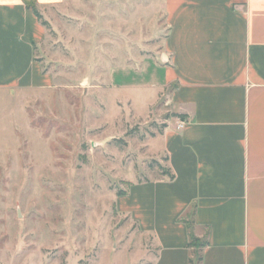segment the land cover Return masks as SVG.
Segmentation results:
<instances>
[{"label":"rangeland","instance_id":"rangeland-1","mask_svg":"<svg viewBox=\"0 0 264 264\" xmlns=\"http://www.w3.org/2000/svg\"><path fill=\"white\" fill-rule=\"evenodd\" d=\"M42 21L36 57L55 86L0 90V264H153V239L116 199L167 174L158 137L172 115L155 90H111L107 75L161 61L164 11L158 0H66Z\"/></svg>","mask_w":264,"mask_h":264},{"label":"crops","instance_id":"crops-1","mask_svg":"<svg viewBox=\"0 0 264 264\" xmlns=\"http://www.w3.org/2000/svg\"><path fill=\"white\" fill-rule=\"evenodd\" d=\"M65 1L35 0L46 19ZM158 2L161 61L112 65L107 81L164 101L172 116L157 150L168 170L133 183L116 207L153 239V264H264V0ZM47 37L24 0H0V90L55 86L36 57Z\"/></svg>","mask_w":264,"mask_h":264},{"label":"trees","instance_id":"trees-1","mask_svg":"<svg viewBox=\"0 0 264 264\" xmlns=\"http://www.w3.org/2000/svg\"><path fill=\"white\" fill-rule=\"evenodd\" d=\"M25 1V5L27 6V8L29 10H32L36 16L39 18V20L42 21V16L40 15V13L38 12L37 8H36V2L35 0H24ZM42 24L44 26H46L47 24L45 22L42 21Z\"/></svg>","mask_w":264,"mask_h":264},{"label":"built area","instance_id":"built-area-1","mask_svg":"<svg viewBox=\"0 0 264 264\" xmlns=\"http://www.w3.org/2000/svg\"><path fill=\"white\" fill-rule=\"evenodd\" d=\"M186 124L187 122L185 120H178L176 124V129L182 131L185 128Z\"/></svg>","mask_w":264,"mask_h":264}]
</instances>
